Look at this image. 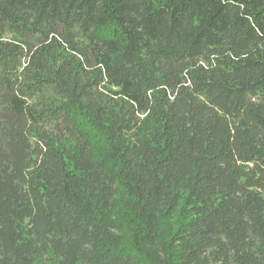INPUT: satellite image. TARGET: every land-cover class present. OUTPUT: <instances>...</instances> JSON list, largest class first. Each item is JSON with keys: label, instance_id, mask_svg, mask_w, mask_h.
Returning <instances> with one entry per match:
<instances>
[{"label": "trees", "instance_id": "obj_1", "mask_svg": "<svg viewBox=\"0 0 264 264\" xmlns=\"http://www.w3.org/2000/svg\"><path fill=\"white\" fill-rule=\"evenodd\" d=\"M0 264H264V0H0Z\"/></svg>", "mask_w": 264, "mask_h": 264}]
</instances>
